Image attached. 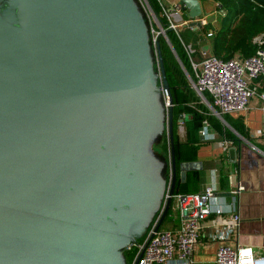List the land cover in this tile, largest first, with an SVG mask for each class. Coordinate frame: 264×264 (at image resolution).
Listing matches in <instances>:
<instances>
[{
	"label": "water",
	"instance_id": "water-1",
	"mask_svg": "<svg viewBox=\"0 0 264 264\" xmlns=\"http://www.w3.org/2000/svg\"><path fill=\"white\" fill-rule=\"evenodd\" d=\"M161 86L172 102L136 0H0V264H127L176 182Z\"/></svg>",
	"mask_w": 264,
	"mask_h": 264
},
{
	"label": "built area",
	"instance_id": "built-area-1",
	"mask_svg": "<svg viewBox=\"0 0 264 264\" xmlns=\"http://www.w3.org/2000/svg\"><path fill=\"white\" fill-rule=\"evenodd\" d=\"M139 1L147 9L149 18L158 26L157 36L152 39L153 44L155 45L157 37L162 35L169 47L174 49L149 0ZM156 2L160 7V15L167 20V28L177 34L183 27L195 31L208 24L206 16L201 14L195 18L200 26L190 25L191 19L188 17L187 11H183L180 1L156 0ZM210 35L211 32L208 33V36ZM201 40V38L198 39L194 44L193 42L185 43L181 39L184 50L190 59L191 73L185 69L181 60L180 62L190 87L196 93L199 102L206 108L204 114L216 116L226 124L224 115L247 110L252 97L258 96L264 105V83L256 82L259 77L264 76V36L259 35L253 38V42L258 46L254 54L245 58L239 56L229 59L217 57L211 54L206 39L204 38L205 43ZM161 92L163 104L166 113H168L169 107L173 104L169 101L167 90L162 86ZM184 119L185 114H180L177 121L180 134L184 132ZM209 127L210 123L205 118L199 130L204 139L211 137L208 134ZM164 135L169 146L167 126ZM168 179H170V175H168ZM241 190L242 187L239 185L232 192L238 193ZM214 195L215 188L212 186H206L195 192H173L171 215L173 219H176V225L174 227L165 226L163 222L154 231L155 224L164 209L165 201L169 197L167 187L161 209L155 215L146 234L141 239L129 244L125 249V251H134L132 261L127 264H193L194 247L200 238L203 219L212 212L209 202ZM238 220V215L234 213L229 228L212 237L213 241L218 242L215 251V264H264V253L257 254L250 246L230 243V234L237 228Z\"/></svg>",
	"mask_w": 264,
	"mask_h": 264
},
{
	"label": "crops",
	"instance_id": "crops-1",
	"mask_svg": "<svg viewBox=\"0 0 264 264\" xmlns=\"http://www.w3.org/2000/svg\"><path fill=\"white\" fill-rule=\"evenodd\" d=\"M213 4L201 1L202 15L218 28L224 11L215 2ZM256 82L264 83V77ZM231 116L239 118L241 131L223 123L231 131V135H226L210 123L208 134L211 137L204 139L199 133L200 126L197 137L200 144L195 157L187 161L194 165L184 175L181 172L183 183L180 186L184 191L206 186L215 188V195L209 202L212 212L202 221L200 238L192 255L193 264H215L218 242L212 237L229 228L234 213L239 220L230 234V243L250 246L257 254L264 253V105L254 96L247 110ZM180 135L184 136V132ZM239 185L242 190L233 193ZM163 224L174 227L176 219L171 215V221Z\"/></svg>",
	"mask_w": 264,
	"mask_h": 264
},
{
	"label": "trees",
	"instance_id": "trees-1",
	"mask_svg": "<svg viewBox=\"0 0 264 264\" xmlns=\"http://www.w3.org/2000/svg\"><path fill=\"white\" fill-rule=\"evenodd\" d=\"M204 1V0H201ZM217 4V7L224 11L221 25L216 28L211 23L203 25L199 30L192 31L188 27H183L177 34L170 28H167V20L160 15V7L156 0H149L154 12L159 16L162 27L166 30V35L177 52L185 69L191 73L190 59L184 50L182 41L189 42L194 40V44L199 38H205L211 54L229 59L234 56L241 58L254 54L257 44L253 38L259 35L264 36V0H211ZM211 30V31H210ZM211 35L208 36V33ZM190 38V39H189ZM150 39V36H149ZM159 41L166 78L169 84V92L172 98L173 107V140L174 153L176 160V182L174 192H195L198 190L184 191L181 189L183 180L181 177V164L195 157L198 149V129L202 121L206 118L209 123L215 125L220 133L231 135V131L225 127L223 122L216 116H206L204 114L205 106L199 102L194 90L190 87L189 81L177 62L173 52L162 35L157 37ZM151 42V40H150ZM154 50L155 45L151 42ZM264 76L259 77L261 79ZM185 114L184 136L178 132V118L180 114ZM232 114L224 115V120L235 130L240 132L238 125L239 118H233ZM167 141L164 140L163 148L167 151ZM168 160V159H167ZM188 172V171H187ZM168 170L165 171L167 176ZM187 181V174L184 180ZM184 182V183H185ZM172 203L163 222L171 221ZM126 261L131 262L134 251H124Z\"/></svg>",
	"mask_w": 264,
	"mask_h": 264
},
{
	"label": "rangeland",
	"instance_id": "rangeland-1",
	"mask_svg": "<svg viewBox=\"0 0 264 264\" xmlns=\"http://www.w3.org/2000/svg\"><path fill=\"white\" fill-rule=\"evenodd\" d=\"M206 3H214L213 1H211V0H204ZM203 1V2H204ZM136 2H137V4H138V6H139V9L141 10V12H142V14H143V16H144V18H145V21H146V23H147V25H148V29H149V36H150V40H151V42H152V39H153V37L154 36H157V31H158V26H157V24L153 21V20H151L150 18H149V15H148V11H147V9L145 8V7H143L142 6V4H141V2L139 1V0H136ZM214 5V4H213ZM197 30H199V29H197ZM196 31V30H195ZM190 39V38H189ZM198 39H200L199 37H198ZM202 40H203V43H205V41H204V38H201ZM201 40V41H202ZM194 42V40L193 39H190L189 40V42ZM172 51V50H171ZM156 63V62H155ZM157 63H156V66L155 67H157ZM164 140H166L165 139V135H164V132L160 135V136H158L156 139H155V141H154V144H153V151H154V153H155V155L157 156V157H159L162 161H164V162H166L167 161V159H168V150L167 151H165V149L163 148V142H164ZM168 149V148H167ZM147 230H148V228H146V229H144V231L137 237V239H141L145 234H146V232H147ZM196 264H198V263H196Z\"/></svg>",
	"mask_w": 264,
	"mask_h": 264
}]
</instances>
